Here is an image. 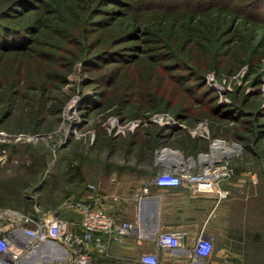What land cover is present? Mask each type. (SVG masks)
<instances>
[{
    "label": "trees",
    "instance_id": "obj_1",
    "mask_svg": "<svg viewBox=\"0 0 264 264\" xmlns=\"http://www.w3.org/2000/svg\"><path fill=\"white\" fill-rule=\"evenodd\" d=\"M122 1L123 6L129 5L130 1ZM109 3V0H0V97L4 93L3 114L6 118L17 115L25 122L27 130H41L44 123L50 122L47 104L52 98V86H56V80L62 79L76 61H82L83 68L97 76L101 87L107 83L111 73L116 75L114 81L120 80L112 88L107 83V90H99L93 95L94 99L85 101L87 110L93 106H104L108 112L120 113V108L132 100L128 95L136 92L138 96L145 95L141 99L143 104H161V97L158 100L155 94L161 89L163 81L159 77L155 85L150 79L153 77L152 70L157 68L153 62H159L163 53L155 57L140 55L136 59L148 58L147 66L137 61L132 69L127 67L122 74H119L121 68H116L117 65L113 63L117 59L112 57L118 58L119 53L113 46L123 40H135L139 36L146 40L152 35L153 39L168 46L167 49L171 51L169 56L176 62L172 66L162 64L159 67H163V70H187L186 79H197L198 85L202 84L203 76L209 69L233 71L247 62L251 72L258 71L257 61L264 55V30L260 24L262 17H259L255 7L264 4V0H136L135 4L128 6L132 10H126L122 16L98 17V10H107ZM120 12L117 10L118 14ZM148 12H153L151 17L145 15ZM242 17L244 23L240 24ZM107 29L108 33L103 35ZM242 35L250 37L251 41L248 44L242 41ZM232 43L240 45L232 49ZM194 47L203 53V62L191 56ZM246 48L248 54L243 55ZM235 53L238 58L235 57L234 62L232 57ZM123 64L122 68L126 63ZM257 94L259 96L261 93ZM242 98V104H249L253 110L244 113L242 106L235 105L234 112L241 117H264L260 101H250L244 95ZM169 104L165 101L159 108H167ZM88 114L85 111V115ZM175 115L178 119L184 116L178 112ZM229 115L233 114L226 113L223 116ZM3 118L0 117V121ZM248 121L251 120L242 119V122ZM150 124L154 129H146L143 134L136 130L125 136H114L115 144L123 148L126 154L134 153L136 161L145 167L151 163V155L156 148L171 144L173 135L182 132L179 127ZM259 124L264 125V119L259 120ZM92 126L100 134V122L94 121ZM181 135L194 148L201 141L207 148L211 139L219 137L215 133L203 137ZM108 142L114 141L110 138ZM20 148L17 143L0 142V154L7 153L10 158L16 156ZM31 166L25 168V179L33 174ZM239 171L236 168V172ZM66 172L67 168L61 171L62 177L66 176ZM262 236L259 232L250 234L251 243L248 244H261ZM237 240L245 241L243 237ZM240 246L243 248V245ZM97 256L105 258L96 255V264H99Z\"/></svg>",
    "mask_w": 264,
    "mask_h": 264
},
{
    "label": "rangeland",
    "instance_id": "obj_2",
    "mask_svg": "<svg viewBox=\"0 0 264 264\" xmlns=\"http://www.w3.org/2000/svg\"><path fill=\"white\" fill-rule=\"evenodd\" d=\"M109 1L111 3L106 6L107 10H98V17L101 18L103 15L122 16L126 10H132L131 7H128L129 5L136 3V0H125L130 2L129 5L123 6L122 0ZM154 1L157 2V0ZM37 3L40 2L37 1ZM144 6L146 7L147 4ZM117 10L121 12L118 14ZM255 11L259 12L260 18L262 17L260 24L261 29L264 30V4L256 6ZM248 12L250 11L248 10ZM152 14L153 12H148L145 15L151 17ZM242 18L240 24L244 23V17ZM108 29L110 30V28ZM108 29L103 35L108 33ZM242 41L248 44L251 38L242 35ZM239 45L232 43L234 46L232 49H237ZM167 47L164 43L161 44L158 39H153L152 35L151 37L148 36L146 40L139 36L135 40H123L116 43L113 48L119 51L117 53L118 58L112 57V59H117L113 63L117 65L116 68H121L119 74H122L127 67H130L129 69L134 67L133 65L138 61L136 58L140 55L155 57L163 53L164 55L159 62H153L157 68L152 70L153 77L150 81L155 85L159 77L163 81L162 86H160L161 89L155 96L158 100L161 97V104L168 101L170 104L167 108H159L161 104H143L141 99L145 95L141 97L136 92V94H130L131 96L128 95L132 100L120 108L122 111L120 113L108 112L104 106H93L92 109L87 110L85 101L94 99L93 95L99 90H107L105 88L109 87L106 86L107 83L112 88L120 80L114 81L116 75L111 73L107 83L102 84L101 87L97 76L83 68L82 61H76L72 69L66 71L62 79L56 80V86H52L53 90L50 93L52 98L47 104V108L50 110L47 113L50 122L44 123L43 128L39 131L27 130L25 122H22L23 120L19 119L17 115L12 118L4 116L5 109L3 110L2 101L4 93H2L0 117L4 118L0 121V142L17 143L21 148L20 152L11 158L8 157L7 153L0 154V165L11 174L23 175L24 177L27 170L25 169L26 166L32 165L33 174L27 176L28 179H25L22 187V191L27 195L41 189L44 184L47 185L46 183L49 182L50 178L53 181L55 172L58 173L67 168L66 176L62 177L61 175V178L56 179V183L55 180L53 182L59 198L66 196L71 190L70 173L72 178H80L84 174L86 179L88 176L91 177L98 173L103 160L107 161L105 165L109 168L117 163L125 164L127 157H130L132 162L135 160L134 153L126 154L123 148L115 144L114 136H125L136 130L143 134L146 129H154L150 123H157L170 128L179 127L181 133L197 137L215 133V136H219L217 138L224 140L222 142L224 148H231L230 152L217 157L222 159V163L231 170L230 176L223 181L231 184L232 191L229 195L230 201H228L230 206L228 211L229 222L220 223V226L218 225L220 228L214 231L218 237V239H213L214 247L233 251L227 255L228 264H264V125L259 124V120H263L264 117L258 119L253 118V115L241 117L233 110L235 105L242 106L244 113L253 110L249 104H242L243 95L248 97L250 101H260V107L264 109V55L257 61L256 68L258 71L256 73L251 72V67L247 62L233 71L209 69L203 76L202 84L198 85L197 79H186L188 77L187 70H181V68L163 70V67H159L162 64L172 66L176 62L169 56L171 51ZM246 50L247 48L243 50V55L248 54ZM193 51L191 56L203 62V53L195 47ZM235 57L238 58L237 53L233 54L232 61L234 62ZM147 59L141 58L137 63L147 66ZM123 63L126 65L122 68ZM128 63L130 64L128 65ZM202 67L205 68V66ZM223 67L226 68L225 64ZM259 92L261 94L258 96L257 93ZM115 109L116 107H114ZM16 111L18 112L17 109ZM85 111H88L89 114L85 115ZM177 112L184 115L182 119L176 117L175 113ZM161 113H169L178 123L170 125L165 122L166 119H163L162 123L156 121L157 114L161 115ZM226 113L233 115L223 116ZM245 118L251 121L242 122V119ZM94 121L100 122L102 128V130L100 128V134H97V130L92 126ZM134 123L136 125L130 128ZM118 125L125 126L123 132L116 133L115 129ZM110 138L114 142L109 143ZM201 142L197 145L200 150L204 145L203 141ZM7 148L5 149L7 150ZM219 149L221 151L222 148ZM207 152H209V147L207 151H203L204 155ZM193 157L195 162L191 164L187 162L183 167L188 168L191 165L192 170H200L202 167L199 164L202 161L201 157L198 158V154ZM236 168H239L240 171L236 172ZM149 169V166L145 167L142 163L138 164L137 176L145 175ZM40 174L43 177L41 181L37 182V176ZM253 179L255 184L252 183ZM73 185L75 186V184ZM18 186L21 187L19 184ZM224 224H227L226 229ZM255 232L263 235V242L261 244H248L251 243L250 234ZM226 236L228 237L227 240ZM240 237H243L245 241L237 240ZM239 244L243 245V248ZM215 260L218 258L216 257Z\"/></svg>",
    "mask_w": 264,
    "mask_h": 264
},
{
    "label": "crops",
    "instance_id": "obj_3",
    "mask_svg": "<svg viewBox=\"0 0 264 264\" xmlns=\"http://www.w3.org/2000/svg\"><path fill=\"white\" fill-rule=\"evenodd\" d=\"M203 144L201 150L194 148L184 135L176 132L171 144L153 151L150 169L145 175L137 176V165L141 163L136 158L132 162L127 157L125 164H114L112 168L106 166L107 161L103 160L97 174L86 179L84 174L80 178L71 176L69 194L59 198L53 182L61 178V172H55L53 181L50 178L47 185L27 195L22 191L24 176L11 174L0 165V233H20L17 216L4 213L14 209L36 217L58 215L69 222L71 229L77 230L81 214L74 209L72 202L77 198L92 197L114 216L137 224L122 242L110 244L108 252L103 255L105 258L97 256L99 264H144L140 256L145 252L156 253L160 264H228L227 255L233 251L214 247L209 258L197 259L192 247L201 232L207 233L212 240L218 239L214 231L220 228V223L229 222L231 184L222 179L212 191H199L188 182L159 186L153 181L156 174L166 167H183L187 162L194 163L193 156L198 154V158L201 157L208 147L209 152L205 154L211 155L210 143L207 148ZM201 159L199 164L202 166L207 160ZM42 177L38 175L36 181H41ZM252 183L255 184L254 179ZM89 184H94L95 188H89ZM144 187L148 188L147 191H144ZM223 191H227L225 195ZM223 226L227 228V224ZM161 230L183 232L181 244L176 248L159 246L157 233ZM102 237L105 238V235ZM225 238L227 240L228 237ZM63 257H66V253L61 246L46 241L24 257L20 264H57L56 260ZM216 257L218 260H215Z\"/></svg>",
    "mask_w": 264,
    "mask_h": 264
},
{
    "label": "built area",
    "instance_id": "obj_4",
    "mask_svg": "<svg viewBox=\"0 0 264 264\" xmlns=\"http://www.w3.org/2000/svg\"><path fill=\"white\" fill-rule=\"evenodd\" d=\"M156 116V115H155ZM158 116V117H157ZM156 121L172 125L178 123L169 113L157 114ZM132 124L130 128L135 126ZM125 126L118 125L117 132H123ZM216 141L223 142L220 138H213L211 152ZM231 170L222 163V159L215 158L203 163L200 170L170 166L160 170L154 177V183L159 186L179 185L183 182L192 183L196 190L212 191L214 186L222 179L230 176ZM89 188H95L89 184ZM144 187V191H147ZM227 191H223L225 195ZM74 209L81 214L78 229L69 227V222L58 215H41L39 217L8 210L4 213L15 215L20 233L13 231L7 234L0 233V264H20L22 259L30 255L42 243L53 241L63 248L66 257L57 264H96V255H105L112 242H122L124 237L133 231L136 222L114 216L111 212L97 204L95 198H77L72 202ZM3 213V212H2ZM15 219V220H16ZM183 232L176 230H161L157 233L159 246L176 248L181 244ZM105 235V238L102 237ZM214 250L213 240L207 234L201 232L192 247L197 259L209 258ZM59 260V259H58ZM69 260V261H67ZM144 264H160L158 256L154 252H145L140 256Z\"/></svg>",
    "mask_w": 264,
    "mask_h": 264
},
{
    "label": "bare ground",
    "instance_id": "obj_5",
    "mask_svg": "<svg viewBox=\"0 0 264 264\" xmlns=\"http://www.w3.org/2000/svg\"><path fill=\"white\" fill-rule=\"evenodd\" d=\"M220 147L223 149V152H222V149L220 151V149H219ZM230 151H231V148H227V147L224 148L223 143L221 141H216L213 145V151H212L211 155L205 154V155H202L201 157L204 160L207 159V161L210 162V161L214 160L215 158H218V157L222 156L223 154H225L226 152L228 153ZM191 162L193 163V161H191Z\"/></svg>",
    "mask_w": 264,
    "mask_h": 264
}]
</instances>
